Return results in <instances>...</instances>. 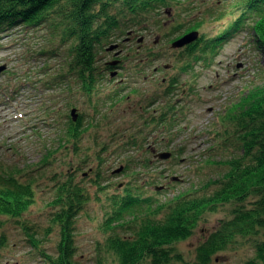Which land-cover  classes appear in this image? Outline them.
<instances>
[{
    "label": "rangeland",
    "instance_id": "obj_1",
    "mask_svg": "<svg viewBox=\"0 0 264 264\" xmlns=\"http://www.w3.org/2000/svg\"><path fill=\"white\" fill-rule=\"evenodd\" d=\"M180 3L161 11L119 15H125V22L100 52L97 65L102 72L106 62L120 59L122 67L114 78L102 73L101 87L91 95L74 76L53 89L43 86L54 81L60 69L68 71V47L49 24L0 33V67H6L0 72V169L21 183H31L34 191V202L20 217L0 215V239L5 237L0 264H49L43 255L57 256L61 228L52 223L58 209L54 202L58 186L70 183V176L89 194L74 218V259L80 264H110L115 257L106 247L109 235L103 226L112 212V196H123L134 179L141 197L161 204L181 193H210L215 189L210 183L228 170L224 162L243 155L242 135L230 120L243 111L247 95L264 86V49L253 32L258 16L246 13L237 27L244 0ZM196 21L202 23L197 45L190 52L188 47L173 49L171 42ZM110 44H118V49L106 52ZM41 50L54 54L42 55ZM118 50L121 55L114 57ZM28 67L41 75L36 91L32 84L24 88L22 74ZM13 93L10 103L4 95ZM72 106L84 115L86 132L76 144L70 137L58 142L67 129L59 130V123L69 122ZM47 107L50 114L45 113ZM32 108L40 110L35 113ZM25 122L38 123V128L31 130ZM46 149L52 154L44 162ZM163 151L173 155L160 160L156 154ZM128 164L127 172L113 174ZM134 170L142 175L133 178ZM159 186L163 189L157 190ZM235 207L228 203L204 213L193 235L175 243L185 263H195L198 247L222 221L233 217ZM25 227L34 234L36 246ZM261 241L263 234L238 237L236 244L213 257L212 264H244Z\"/></svg>",
    "mask_w": 264,
    "mask_h": 264
},
{
    "label": "trees",
    "instance_id": "obj_2",
    "mask_svg": "<svg viewBox=\"0 0 264 264\" xmlns=\"http://www.w3.org/2000/svg\"><path fill=\"white\" fill-rule=\"evenodd\" d=\"M180 1L0 0V33L14 27L28 30L49 24V28L54 30L53 35L59 37L61 43L68 47L66 51L69 58L68 71L64 74L60 69L55 80H48L43 86L53 89L54 85L56 88L57 85H62L66 78L74 76L79 81L81 89L87 95H91L98 92L101 87L104 74L97 65L99 54L103 46L119 31L121 24H124L125 15L120 16L126 14L125 12L132 15L138 12L161 11L178 3L181 5ZM244 1L246 3L245 7H242L244 13L236 21L235 26L238 27L243 22L246 13L257 15L253 32L257 43L264 49V0ZM201 24L199 21L195 22L194 25L187 26L184 31L197 29ZM41 52L42 55L54 54L46 50ZM22 76H25L23 80L25 88L32 84V88L36 91V84L41 81L38 80L41 75L35 68L28 67ZM5 97L11 103L14 100V93ZM30 99L33 103L36 97ZM244 101L247 105L241 108L243 111L230 120L237 123V129L242 135L240 139L243 155L224 162L228 170L220 179L213 181L217 183H210L215 187L213 192L181 193L166 204H161L153 198L141 197V188L134 179V183L125 188L123 196L111 197L112 212L103 226L104 232L109 235L106 239V247L115 257L110 264H144L146 261L150 264H187L176 252L175 243L185 241L193 235L204 213L216 212L220 206L228 203L236 204L232 211L233 217L222 221L219 228L198 247L194 264H212L213 257L236 244L238 237L246 238L262 234L264 237V86L253 89ZM32 109L35 113L40 110ZM73 109L76 108L72 106L70 112ZM41 112L43 113V110ZM46 112L47 114L52 112L51 108L47 107ZM59 112L57 115L61 119L62 112ZM67 116L69 122L59 123V130L65 127L67 129L61 131L63 138L59 135L58 142L70 137V140L76 144L86 132V127L83 126L84 115L80 114L76 122L71 121L70 114ZM164 119L162 115L161 122ZM25 124V127H32L31 130L38 128V123L33 126L28 122ZM46 151L44 162L52 154L49 149ZM129 163L131 164V160ZM130 164L125 166V170L123 168V173L129 170ZM132 175L135 178L142 173L140 170H134ZM69 181L68 184H60L57 189L54 206L58 209L52 216V223L61 228V240L58 244L57 256L43 255L49 264H80L74 259L73 223L82 205L85 201L88 202L89 194L74 182L72 176ZM250 198L254 200L250 201ZM247 201L249 202L246 203ZM33 202L32 184L21 183L1 168L0 215L18 218ZM159 215L161 216L158 217ZM24 230L29 241L36 246L34 234L27 227ZM4 245L5 237H2L0 248ZM96 264L108 263L98 260ZM244 264H264V241L256 245L254 256Z\"/></svg>",
    "mask_w": 264,
    "mask_h": 264
},
{
    "label": "water",
    "instance_id": "obj_3",
    "mask_svg": "<svg viewBox=\"0 0 264 264\" xmlns=\"http://www.w3.org/2000/svg\"><path fill=\"white\" fill-rule=\"evenodd\" d=\"M198 37H199V34L196 31L195 32H191L189 34H186L183 37H181L180 39H178L177 41H175L172 44V48H182V47H184L186 45H189V44L193 43L194 41H196L198 39ZM141 41L142 40H140V42ZM116 48H117V46H112V47L109 48V50L112 51V50H114ZM117 55H118V53H117ZM113 65H115V63H113ZM4 70H6L5 66L0 67V72H2ZM113 76H114V74H113ZM71 114H72L71 116L73 117V119L76 120L77 115L75 114V110H73L71 112ZM157 157L159 159H164L165 160V159H169L171 157V154L168 153V152L159 153L157 155ZM121 170H122V167L119 168L118 170H116L115 173H119V172H121ZM175 180H177V179H175Z\"/></svg>",
    "mask_w": 264,
    "mask_h": 264
}]
</instances>
